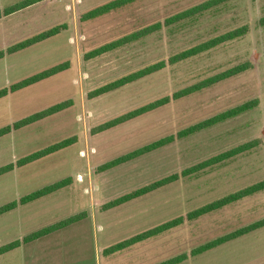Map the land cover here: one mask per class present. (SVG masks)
Masks as SVG:
<instances>
[{
    "label": "rangeland",
    "instance_id": "obj_1",
    "mask_svg": "<svg viewBox=\"0 0 264 264\" xmlns=\"http://www.w3.org/2000/svg\"><path fill=\"white\" fill-rule=\"evenodd\" d=\"M32 1V2H31ZM110 0H0V89L51 66L64 70L0 98V127L65 102L63 109L0 137V264H105L130 253L144 264L182 257L173 264L233 263L264 255V188L194 219L186 215L209 202L264 181V0H224L170 25L168 17L207 0H135L95 17L87 14ZM155 22L161 28L106 52L97 47ZM59 32L15 52L17 42L51 27ZM245 26L234 39L176 63L169 58L227 31ZM164 61L160 70L101 94L94 90L146 65ZM236 65L245 70L175 98L176 91ZM165 104L118 122L104 124L156 99ZM252 108L179 137L190 125L248 101ZM166 145L124 162L117 157L159 138ZM70 138L72 143L40 159L16 162L38 149ZM244 150L188 175L182 171L238 146ZM178 173V179L107 206L109 202ZM60 187L34 200L23 196L54 183ZM76 219L33 240H25L69 217ZM177 217L183 221L133 242L109 248ZM261 226L193 250L245 228ZM130 249L133 252H125ZM143 256V258H141ZM111 262H109L110 264ZM113 264H121L115 263Z\"/></svg>",
    "mask_w": 264,
    "mask_h": 264
},
{
    "label": "trees",
    "instance_id": "obj_2",
    "mask_svg": "<svg viewBox=\"0 0 264 264\" xmlns=\"http://www.w3.org/2000/svg\"><path fill=\"white\" fill-rule=\"evenodd\" d=\"M135 0H110L109 2L101 5V6H98L96 7L95 9L91 10L88 14H87V17H95V16H98L100 14H103V13H106L110 10H113L115 8H118L120 6H123L125 4H128V3H131ZM220 1H224V0H207V1H204L200 4H197L195 6H192L186 10H183L181 12H178L170 17H168L167 19H165L164 21V24L166 25H170L176 21H179L183 18H186V17H189V16H193L197 13H200V12H203L204 10H206L207 8H209L210 6L214 5V4H217L219 3ZM32 2V1H31ZM24 4L22 5H13V6H8L6 8L3 9V11L1 12L0 11V17L2 15H5V14H9L11 13L12 11L18 9L19 7L23 6ZM263 22H264V19H263ZM162 24L160 22H155V23H152L150 25H147V26H144L130 34H127L125 36H122L114 41H111V42H108L106 44H103L99 47H97L96 49L92 50L91 53H89L91 56L92 55H96V54H100V53H103V52H106L108 50H111L115 47H118L122 44H125V43H128V42H131L133 40H136L138 38H141V37H144L148 34H151L153 32H155L156 30H158L159 28H161ZM59 32V27L58 26H54V27H51L47 30H44L42 32H39L31 37H28L24 40H21L19 42H17L16 44L12 45L11 47L8 48V51L7 52H15L17 50H20V49H24L26 47H29L37 42H40L42 40H45L46 38H49L55 34H57ZM246 32V27L245 26H242V27H239V28H236L234 30H230V31H227L217 37H214V38H210L206 41H203L201 43H198L196 45H193L192 47H189L187 49H184L182 51H179L175 54H173L170 58H169V63L173 64V63H176L178 61H181V60H184L185 58H188V57H191L193 55H196L198 54L199 52H202L204 50H208L210 48H213L219 44H221L222 42H225V41H228V40H231V39H234L238 36H241L243 35L244 33ZM4 55V51L0 50V58ZM165 66V62L164 61H158V62H155V63H152V64H149V65H146L136 71H133V72H130L116 80H113L109 83H106L105 85L97 88L94 90V94H101V93H104V92H107L109 90H112V89H115L117 87H120V86H123L127 83H130L134 80H137L141 77H144L148 74H151L153 72H156L158 70H160L161 68H163ZM65 68H67V64L66 63H60V64H57V65H54V66H51L47 69H44V70H41L33 75H30L18 82H15L13 84H11L10 86L8 87H3L0 89V98L7 95L8 93L10 92H14L18 89H21V88H24L26 86H29L31 84H34L40 80H43L45 78H48L62 70H64ZM246 66L245 65H236L234 67H231L230 69H227L226 71L224 72H221L219 74H216L214 76H211V77H208V78H205L197 83H194L193 85L191 86H188L184 89H181L179 91H176L173 96L175 98L177 97H181L183 95H186V94H189L191 92H194L198 89H201L205 86H208L216 81H219V80H222L224 78H227L229 76H232L236 73H239L243 70H245ZM169 100V97H163V98H159V99H156L150 103H147L137 109H134L132 111H129L123 115H121L120 117H117L116 119L112 120V121H109L107 123L104 124V127H109V126H112L118 122H121L123 120H126L128 118H132L138 114H141L143 112H146L148 110H151L153 108H156L158 106H161L163 104H165L166 102H168ZM255 100H252V101H248V102H245L243 104H240L236 107H233L231 109H228L222 113H219V114H216L215 116H212L210 118H207V119H204L198 123H195L193 125H190L188 126L187 128L185 129H182L180 130L178 133H177V136L179 137H183V136H187L191 133H194L196 131H199L203 128H206L210 125H213L217 122H220L226 118H229V117H232V116H235L247 109H250L254 106L255 104ZM66 103L65 102H61V103H57L55 105H52L46 109H43L41 111H38V112H35L33 114H30L24 118H21L17 121H15L13 124H8V125H5V126H2L0 127V137L9 133L12 129H18L22 126H25L27 124H30L32 122H35L39 119H42L48 115H51L61 109H63L65 107ZM174 135H168V136H165V137H162V138H159L153 142H150L148 144H145L133 151H130L124 155H121L119 157H117L115 160L111 161L108 163V165H114V164H118L120 162H124L126 160H129L130 158H133L135 156H138L140 154H143V153H146V152H149L153 149H156L158 147H161L163 145H166L168 144L169 142L173 141L174 139ZM72 143V140L70 138H64L62 140H59L57 142H54L46 147H43L41 149H38L32 153H29L28 155L20 158L17 162H16V165L17 166H23L27 163H30L32 161H35L37 159H40L44 156H47L51 153H54L60 149H63L67 146H69L70 144ZM248 147V144H244V145H241V146H238L232 150H228L226 152H223L217 156H213L212 158H209L207 160H204L196 165H193L189 168H186L182 171L181 175H188L190 174L191 172H194L198 169H201L205 166H208V165H212L218 161H221L235 153H238L242 150H244L245 148ZM14 167V164L13 163H8L4 166H1L0 167V175L13 169ZM179 174L178 173H175V174H172V175H169L167 177H164L162 179H159L149 185H146L144 187H141L137 190H135L134 192L132 193H129V194H125V195H122L121 197L115 199L114 201H111L108 203L107 206H114V205H118V204H121L123 202H125L126 200H129L133 197H136V196H140L146 192H149L153 189H156L160 186H163L169 182H172L176 179L179 178ZM60 187V183L57 182V183H54L52 185H49V186H45L43 187L42 189H39L37 191H34L30 194H27L25 196H23L20 200L21 203H26V202H29L31 200H34L42 195H45L57 188ZM262 188H264V181H261L259 183H256V184H252L250 186H247L243 189H240L236 192H233L223 198H220V199H217V200H214L212 202H209L203 206H200L192 211H190L186 217L187 219H194V218H197L203 214H206L212 210H215V209H218L226 204H229L231 202H234L240 198H243L245 196H248V195H251L259 190H261ZM16 206V201H12V202H9V203H6L2 206H0V214L3 213V212H6L12 208H14ZM76 219V217H69L55 225H52L50 227H47L43 230H40L38 232H35L33 234H30V235H27L25 240H33V239H36L40 236H43L44 234L54 230V229H57L59 227H62V226H65V225H68L70 224L71 222H73L74 220ZM183 221V217H177V218H174L170 221H167L165 223H162L150 230H147L145 232H142V233H139L131 238H128L126 240H123V241H120L118 242L117 244L113 245L112 247H110L109 249L113 252L115 251H118V250H121L123 248H125L126 246L132 244L133 242H137L139 240H142L152 234H156V233H159V232H162L166 229H169V228H172L174 226H176L177 224L181 223ZM263 223L258 221V222H255V223H252L251 225L245 227V228H242L238 231H235L234 233L232 234H229V235H226V236H223V237H220L219 239H216L214 240L213 242H209V243H206V244H203L201 245L200 247H197L196 249L193 250V253H199L203 250H205L206 248L210 247V246H214V245H217L219 244L220 242L222 241H225L229 238H232V237H235L237 235H240L242 233H245L247 232L248 230H251L253 228H256L258 226H261ZM19 244L18 241H15V242H12V243H8V244H5L3 246L0 247V255L17 247V245ZM182 257H177V258H172V259H169L167 261H164V262H161L159 264H173V263H176L178 262Z\"/></svg>",
    "mask_w": 264,
    "mask_h": 264
},
{
    "label": "crops",
    "instance_id": "obj_3",
    "mask_svg": "<svg viewBox=\"0 0 264 264\" xmlns=\"http://www.w3.org/2000/svg\"><path fill=\"white\" fill-rule=\"evenodd\" d=\"M125 252L130 253L133 251H131L130 249H126ZM141 258H143V256H141ZM113 261H115V263H121V264H144V262L139 260V256H137L134 253H130L125 258L108 259V261H105V264H109V262H111L110 264H113ZM154 264H157V263H154ZM216 264H228V262L220 261V262H217ZM232 264H264V255L251 256L249 258H245V260L233 258Z\"/></svg>",
    "mask_w": 264,
    "mask_h": 264
}]
</instances>
